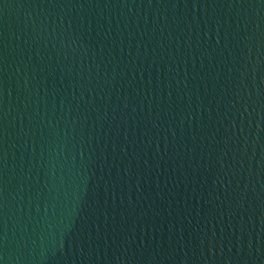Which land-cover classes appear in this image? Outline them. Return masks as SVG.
Instances as JSON below:
<instances>
[{
    "label": "water",
    "instance_id": "95a60500",
    "mask_svg": "<svg viewBox=\"0 0 264 264\" xmlns=\"http://www.w3.org/2000/svg\"><path fill=\"white\" fill-rule=\"evenodd\" d=\"M0 264H264V0H0Z\"/></svg>",
    "mask_w": 264,
    "mask_h": 264
}]
</instances>
